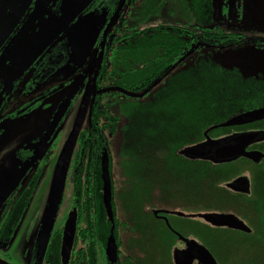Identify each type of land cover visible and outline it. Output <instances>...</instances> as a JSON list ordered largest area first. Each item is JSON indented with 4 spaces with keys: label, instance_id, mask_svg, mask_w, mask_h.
I'll use <instances>...</instances> for the list:
<instances>
[{
    "label": "flooded vegetation",
    "instance_id": "af4514ba",
    "mask_svg": "<svg viewBox=\"0 0 264 264\" xmlns=\"http://www.w3.org/2000/svg\"><path fill=\"white\" fill-rule=\"evenodd\" d=\"M2 1L5 0H0V2ZM8 1V6L0 11V43L20 12L27 4L28 7L16 27L0 45V140L4 136L5 127H7L8 124L24 120L30 113L34 112L40 104L47 106V104L45 105L43 102L46 98L55 97V99H57L59 98L58 93L64 92L65 89L73 85L74 78L70 76V74L63 77L64 75L61 73L65 67L68 69L69 65H73V58L71 57L72 48L69 45V37L77 33H82L84 26L81 19L85 16L92 13L106 14L107 20L98 30L96 44L94 46L96 55L94 61L91 62V69H89L85 75L81 76V82L71 90L73 98L65 94V96L60 99V102L56 100L54 103L55 111L49 119V125L62 104H65L66 109L47 147L49 144H52V142H60V138L53 140L57 130L64 121L70 107L74 105L73 101L82 102L83 98L82 109L84 108L83 110L87 115V117L85 115L87 123L85 125H83V123L80 124V127L83 131H87L86 134L89 138L90 128L93 127L90 112L95 104L94 98L98 96L100 92L104 91L96 85V88L90 93L99 62H101L99 66L100 70L104 59V54L102 57V53L104 52L107 42L106 39L102 38V35L106 37L108 31L116 24L118 16L124 11V0H94L78 18L68 25V29H65L55 38V34H57L60 28L65 24L68 15L80 0H73L69 7L65 6L67 4L65 0H52L31 27H29L31 20L47 0ZM84 66L85 64L82 65V67ZM88 68L89 67H87V69ZM75 73H80L79 67L76 69ZM169 84L170 83H168V85ZM152 89L153 88L149 89L148 92L151 91L149 94L137 95V97H139L137 99H146L151 95L150 99L153 98V100L150 103L144 102L145 105L137 109L138 113L141 112V109L144 107L149 108V116L146 133L144 135L139 134L134 136L137 144L133 147L131 156L132 172L130 173V185L132 186V196L136 206H138L139 200L142 205L144 202V204H146L145 206L148 208V218L162 223L167 232L177 238L178 245L173 248V253L175 250L187 251L186 242L180 240L176 233L181 234L187 240L202 244V242H200V223H204L211 230L216 231V233L222 231H224L223 233H228L229 254H232L239 246L234 242V239L240 241L248 240L247 243L250 245L248 247L244 246V249H253V252L257 251L258 253H263L264 243L261 225L264 223V119L228 127L220 125L243 112L262 108L264 104H257L254 108L243 109L240 112L234 113L230 103H212L208 107H205L204 110L206 112H212L213 118L210 120L207 118L203 120L201 103L197 102V99H199V101L201 99L200 89L198 87H182L179 88V91L184 98L191 99L193 96L194 102L192 105L195 110L188 111L187 108L183 110V112L181 107L172 110L164 108L161 113L156 114L154 107L159 93L155 95L154 89ZM229 89V94H231L233 88ZM244 94L246 97L248 96V92ZM258 95H264V91L259 92ZM258 100L261 101V97ZM187 104L191 105V103L188 102ZM246 104H248V100ZM49 107L51 108V106ZM172 114L179 115V117H174ZM160 115H163V121L166 120L161 134H159L157 130L154 133L153 129L155 126L154 123L159 119L158 117ZM170 115L172 119L169 120ZM82 120L83 119H81V121ZM203 121L205 122L204 124ZM118 125L120 127L124 125V123L120 121V118ZM170 125L174 126L171 134L169 131ZM164 127L166 130H164ZM254 133L258 134V136L245 144L244 151L247 153L256 152L262 154L258 160H253L243 155L217 160L213 153L206 157L188 156L182 153L186 148L205 151L211 150L215 152L219 147L234 143V139L239 136ZM41 139L37 142V146ZM171 140L175 143L173 147L170 146ZM56 143L54 147L57 148ZM115 143L116 142L113 144ZM110 147V144L101 145L99 152L100 159L96 157L93 161L90 156L87 157L86 155L87 160L84 169L85 186L88 191L91 189L96 191L95 193L93 192L94 197L97 195L99 197L101 192L102 199L104 188L102 157L103 155H107L103 151L105 149L108 150ZM120 151L121 146L119 144L118 152ZM34 152L35 151L30 152L29 157L33 156ZM56 152H59V149H56ZM55 153L54 155H56ZM120 153H122V151ZM17 156V164H19V167L12 170V174L10 175H13V172L19 174L20 170L25 169V165L22 164L26 160L24 149H20ZM107 156L110 159V156ZM97 160L98 167L96 165ZM37 161H39V158ZM203 162L208 163L215 171L219 178H214L215 182H217L216 180L224 181L221 184L222 186L214 185L210 191H212L213 197H217L216 199L218 202L221 203V201H224L226 204H229V210L221 211L210 209L201 211ZM109 168L111 174V160ZM8 175L9 173L3 175L0 180V186ZM25 175L26 174L19 180L10 196L0 208V252L4 251L6 246H9L25 210L27 209H24L22 215L18 217L20 210H22L24 197L26 196L25 191L28 185L24 183ZM16 179L17 176L13 178V180ZM88 199L90 200L89 196ZM227 199H229V201ZM203 213L235 215L243 221L251 231L244 232L226 226H214L199 216ZM70 217L72 216L69 214L68 216L62 217V220L56 221L54 226L55 229L56 227L62 228L58 251L62 262L63 237L66 223ZM57 223H59L58 226ZM114 223L111 222L113 226ZM106 245L103 252L98 255L99 259L91 261L88 259L87 264H105V260L111 264L106 255ZM204 246L210 250L208 246ZM75 248L74 245L67 264H69ZM119 250L118 248V256H120ZM40 253L41 251L39 250L37 259ZM211 253L214 255L212 251ZM116 264L127 263H122L119 259ZM194 264H198V261L195 260Z\"/></svg>",
    "mask_w": 264,
    "mask_h": 264
},
{
    "label": "trees",
    "instance_id": "16d2710c",
    "mask_svg": "<svg viewBox=\"0 0 264 264\" xmlns=\"http://www.w3.org/2000/svg\"><path fill=\"white\" fill-rule=\"evenodd\" d=\"M168 3L175 4L178 12L183 13L181 15L182 21L173 22L168 20L161 22L155 27L141 28L143 23L150 20L152 16L158 15L160 9ZM123 10L118 16L114 27L112 26L108 31L107 36L104 37L102 35V38L106 39L107 44L104 49V59L101 68L96 76V85L102 90L120 88L127 92V94L116 90L107 93L100 92V96L98 95L94 98L95 104L90 112L93 126L90 128V137H87V131H83L79 127L76 137L72 142L66 167L63 168V164L60 162L59 172H64V185L70 191L71 212L69 215H73L76 218L77 225L74 244L76 248L69 264H87L88 259L89 261L99 259L98 255L105 248L112 225L107 218L101 192L99 197L98 195L94 197L93 192L95 193L96 191L93 189L88 191L85 186L84 169L87 160L86 155L87 157L90 156L94 161L96 157H99L101 145H112L116 137H119L122 151L127 152V156L131 158L133 147L137 144L134 136L146 133L149 108H140L141 112L137 113L138 108L128 107L125 109L128 114V121L126 125L120 127L118 125L119 116L115 111V105H122L125 102H120L117 96L129 100L139 98L137 95L149 94L151 93V91L148 92L149 89H155L161 82L165 81L169 72L182 60L185 61L192 53L198 52L202 47L199 44L214 45L215 47L235 45L242 35L241 33L216 28L213 25V0H125ZM182 87H195V84L192 83L189 86L179 85L166 91H161L154 107L156 114L161 113L164 108L172 110L181 107L182 111L187 108L188 111L195 110L192 105L194 102L193 96L191 99L184 98L179 91V88ZM257 89L260 88L248 87L245 91L238 92L233 88L231 94H227L226 98L220 95L218 102L230 103L234 113L240 112L243 109L254 108L257 104L263 105L264 95L260 96L258 93L263 92L264 88ZM245 92H248L247 97L244 94ZM204 96L205 94L201 92L200 101L197 99V102L201 103L202 114L206 112L204 110L205 107H202L203 103L206 102ZM260 97L263 101L258 100ZM247 100L248 104H246ZM210 101H213L212 103L215 102L213 98ZM187 102L191 103V105H188ZM172 115L179 117V115ZM162 117L163 115H160L159 119L154 123V133L157 130L161 134L166 121H163L164 118ZM202 117L203 120L206 119L205 115ZM170 119H172L171 115ZM173 128L174 126L170 125V134ZM164 130H166L165 127ZM125 142L130 146L132 145L131 153L126 149ZM174 144L173 140H171L170 146L173 147ZM32 157H29V161H31ZM44 160L46 161V158ZM98 160L96 163L97 167ZM43 163L45 164V162ZM202 165L204 194L202 195L201 211L210 209L229 210V206L224 201H221V203L212 201V199H216L217 197H213L212 191H210L212 186H222L221 184L224 181L216 180L219 178L208 163L203 162ZM37 177L38 173L33 175L26 187V196L24 197L22 210H20L18 217L22 215L23 210L29 204L37 183ZM127 177H129L128 173ZM214 178H216L217 182L214 181ZM126 183L130 184V179ZM112 191L115 195L114 188ZM227 200L229 201V199ZM123 203L131 205V207L134 205L128 213L130 214L133 211L135 216L134 218H130V220H119L116 213L117 205L115 200H113L115 219L116 222L121 223L119 224L121 229L128 233H135L132 237L135 242L133 246L138 248V254L149 253V248H151V252L155 255L166 256L168 263L174 264L172 249L178 244L177 238L167 232L162 223L152 218L151 220L148 218L149 221H147V217L140 215L138 206L132 200L126 199V202ZM125 209L127 210L126 206ZM55 223L56 221L51 225L45 246L40 253L42 264H63L58 254L62 228L58 227L55 229ZM200 224V242L208 246L210 250L212 249L211 251L220 264H229V255L245 254V251L248 250L244 249V246L248 247L250 245L247 243L248 240L240 241L234 239V242L239 246L232 254H229L228 233H223L224 231L216 233V231L211 230L204 223ZM117 229L114 230L115 233H117ZM261 231L264 243V223L261 225ZM212 238H217L216 241L219 244L217 247L213 243L215 239ZM129 257L131 258V264H142L140 258L135 259L133 252L129 254ZM105 264L109 263L105 260ZM160 264H164V262Z\"/></svg>",
    "mask_w": 264,
    "mask_h": 264
},
{
    "label": "rangeland",
    "instance_id": "374dc122",
    "mask_svg": "<svg viewBox=\"0 0 264 264\" xmlns=\"http://www.w3.org/2000/svg\"><path fill=\"white\" fill-rule=\"evenodd\" d=\"M72 1L65 0V3H67L65 6L69 7ZM175 6V4L168 3L160 9L158 15L152 16L150 20L143 23L141 28L155 27L161 22L168 20L173 22L182 21L181 15L183 13L178 12ZM106 18L105 13H92L85 16L81 19L84 26L82 33H77L69 37L73 65H69L68 69L65 67L61 73L64 75L63 77L70 74L74 78L73 85L65 89L64 92L58 93L59 98L57 99L55 97L46 98L43 102L47 106L40 104L34 112L25 118L26 121L24 119L17 123H10L5 127L4 136L0 140V180L5 173H10L19 167V164H17V153L20 149H24L25 151L26 160L22 164L27 167L30 152L37 149V142L42 138L48 128L49 119L55 111L54 103L56 100L60 102V99L65 94L73 98L71 90L81 82V76L85 75L91 69V62L94 61L96 55L94 46L96 44L98 30L105 24ZM213 25L216 28L241 33L242 35L235 45L215 47L214 45L199 44L202 47L198 52L192 53L185 61L182 60L169 72L167 79L154 89L155 95L179 85L189 86L194 83L195 87H198L202 94H205L204 100L206 102L203 103L202 101V107H208L213 102L210 101L211 98L214 99V103H219L218 97L220 95L226 98L227 94H229V88H234L238 92H243L248 87L264 88V0H213ZM83 63L85 64L84 67H82L84 65ZM78 67L80 73L76 74L75 71ZM87 67L89 68L87 69ZM168 83L170 84L168 85ZM150 97L151 95L146 99L128 100L117 96L120 102H125L122 105H115V111L119 115L120 121L126 125L128 114L125 109L128 107L138 108L145 105L144 102L150 103L153 100ZM82 102L73 101L74 105L70 107L64 121L57 130L53 140L60 138V142H52V144H49L46 151L39 157V161H36L27 171L24 183L28 184L33 175L38 173L37 183L13 239L10 241L9 246H6L4 251L0 252V264H42L41 256L37 259L39 241L51 203L56 178L61 163L63 165L67 163L65 158H67L68 143L79 120L83 119L81 121L83 125L87 123V115L83 110L84 108L82 109ZM203 115L209 120L213 118L212 112L210 111L205 112ZM118 140L119 137H116V143L113 144V141L111 147L108 150L105 149L103 152L109 155L111 160L112 189H115V195L113 192L112 194L113 200H115L117 205V216L119 220H130V218H134L135 213L131 211L129 214L128 212H130L134 205L131 207V205L123 202H126V199L133 201L132 186L126 183L131 176L132 162L131 158L127 156V152L122 151L121 141ZM55 143L57 148L54 147ZM119 144L122 153H120L121 151L118 152ZM124 145L131 153L132 145L130 146L126 142ZM49 147H52V149ZM56 149H59V152H56ZM50 156L52 157L48 159ZM45 158L46 161L44 160ZM127 173L129 177H127ZM203 186L204 183H202V195L204 194ZM212 201L216 203L217 199H212ZM70 202V191L64 185L62 200L57 208L54 221H60L62 217L68 216L71 212ZM145 205L144 202L142 205L139 200L137 208L139 209L140 215L145 214L147 221H149L147 216L148 208ZM227 205L229 206V204ZM117 222L114 226L111 225L108 237L111 233L115 235L118 248L120 249L118 261L120 259L122 263L131 264L129 254L133 252L135 259L140 258L142 264H160L162 262L164 264H170L166 256L155 255L151 252V248H149V253L138 254V248L133 246L135 242L132 237L135 233L124 231L119 226L121 223ZM58 225L59 223H57ZM116 228H118L117 233L114 232ZM212 239H215L213 243L217 247L219 245L216 241L217 238ZM216 254L218 253L216 252ZM229 264H264V252L258 253L257 251L253 252V249H248L245 251V254L229 255Z\"/></svg>",
    "mask_w": 264,
    "mask_h": 264
},
{
    "label": "water",
    "instance_id": "95a60500",
    "mask_svg": "<svg viewBox=\"0 0 264 264\" xmlns=\"http://www.w3.org/2000/svg\"><path fill=\"white\" fill-rule=\"evenodd\" d=\"M94 0H80L72 9L70 14L67 17V20L65 21V24L60 28L59 32L55 34L54 38L57 37L59 34H61L65 29H68V25H70L76 18L79 17L93 2ZM52 2V0H47L41 8L38 10V12L35 14L33 19L30 22L29 27H31L39 18V16L42 14V12L49 6V4ZM9 1L5 0L0 2V11L4 10L8 6ZM125 4V0L123 1V5ZM28 7V4L24 7V9L20 12V14L17 16L16 20L13 22L5 36L3 37L2 42L9 36L11 31L16 27L22 16L24 15L26 9ZM52 38V39H54ZM104 52L102 53L103 57ZM102 61V59H101ZM97 68V71L95 72V76L93 79V83L91 86L92 93L93 89L96 88V76L99 70V66ZM122 91L123 93H126L124 90L120 88H111L106 89L102 91V93H107L109 91ZM91 95V94H90ZM131 95V94H129ZM66 106L65 104H62L59 109L57 110L51 124L47 128L44 136L42 137L37 149L35 150L33 157L31 161L28 162L27 167L25 169L20 170L19 174H16L13 172V175L9 173L8 177L2 182L0 186V208L6 201V199L10 196L12 191L14 190L15 186L23 178L24 174L27 173V171L36 163L38 158L41 156V154L44 152L45 148L47 147L49 141L51 140L52 136L54 135L63 115L65 112ZM264 119V107L249 110L246 112H243L233 118H231L226 123L220 125L223 127H228L231 125H240L244 123H251L254 121H259ZM81 119L79 120V123L77 124V127L75 128L73 135L68 143V150H67V158L66 162L68 161V157L71 151L72 142L76 137L77 131L80 127ZM258 136V134H247L242 135L234 139V143L224 145L222 147H219L216 149L215 152H212L211 150L205 151V150H198L194 148H186L182 151L185 155L195 156V157H206L213 153L215 159L217 160H224L229 159L230 157H235L239 155L246 156L253 160H258L262 154L252 152L247 153L244 151V146L248 141H252ZM209 140V139H208ZM210 141V140H209ZM211 142V141H210ZM65 165V164H64ZM63 165V168H64ZM67 165V163H66ZM65 165V167H66ZM110 159L107 155H103L102 157V177L104 181V188H103V203L106 209V214L110 222L114 223V212H113V206H112V180H111V174H110ZM17 176L16 180H13L14 177ZM64 172H59L58 176L56 178L54 191L51 199V203L44 221V225L42 228L41 236H40V242H39V250L42 251L46 240L49 235V231L52 225V222L55 218V214L57 212V208L61 202L62 199V193H63V186H64ZM68 219V222L65 226V232L63 237V244H62V259L64 264H67V261L70 257V254L72 252V249L74 247L75 243V237L77 232V225H76V218L73 215H70ZM202 219L209 222L210 224L214 226H226L234 229H238L244 232H250L251 229L243 222L241 221L237 216L232 214H217V213H203L199 215ZM176 235L179 237L180 240H183L187 244V251H180L175 250L173 253V261L174 264H194V261L197 260L198 264H219L214 257V255L210 252L209 249H207L204 245H201L195 241L187 240L185 239L181 234L176 233ZM106 255L111 264H116L118 261V245L116 238L113 233L110 234L107 245H106Z\"/></svg>",
    "mask_w": 264,
    "mask_h": 264
}]
</instances>
